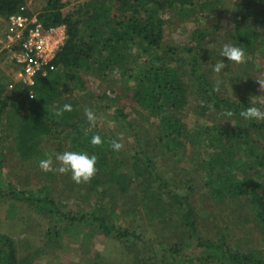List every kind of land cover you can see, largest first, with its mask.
<instances>
[{
    "label": "rangeland",
    "instance_id": "rangeland-1",
    "mask_svg": "<svg viewBox=\"0 0 264 264\" xmlns=\"http://www.w3.org/2000/svg\"><path fill=\"white\" fill-rule=\"evenodd\" d=\"M45 1L25 0L24 5L31 13L39 14ZM84 1L89 0H63L64 11L75 12ZM158 2L148 6L158 9L163 21L160 50L170 48L174 51V58L178 62L172 65L178 71L182 86L181 106H175L173 110V115L182 126L178 136L180 143L170 150L175 155L170 156L169 150H161L158 145L156 148L160 134L157 116L133 97V86L140 75L138 70L127 82L116 71L102 80L86 73L83 75V87H76L71 92L69 89V93H63L59 100L64 97L78 102L82 114H85L86 108L91 110L96 119L89 122V126L95 125L99 134L106 138L113 137L122 144L117 151L120 173L130 174L132 170L134 174L133 162L136 160L132 155L140 152L143 149L141 146L149 149L152 158L148 162L149 170L154 174L152 177L155 176L154 171L163 176V188L159 186V177L156 176L153 178L155 183L151 185L152 190L149 189L143 195L145 200L140 204H131L134 202L132 198L128 204L122 200L110 202L106 198L105 220L117 231L112 230L110 235H105L97 232L96 228L82 224L67 229L60 236L59 243L51 247L45 246L44 237V231L50 224L49 216L29 208L28 203L23 201H0V232L14 238L21 258L30 251L35 252L27 264H212L196 260L202 251L199 240L216 241L221 237L231 250L237 249L247 254L251 251L264 259V231L256 218L255 204L252 202L253 196H264V167H259L254 160L259 152L257 148L264 144V139L257 134L262 130L258 128L262 121L246 120L241 115L237 120L231 111L223 110L221 103L239 101L244 104L246 99L264 109V49H242L231 39L234 28L240 26L241 17L247 22L255 20L253 30L259 31L264 27V0H219L211 2L204 10L200 9L204 0H197L196 4L192 3V10L187 8L184 11L168 6L165 0ZM4 21L0 17V39ZM196 29L200 31L197 34L194 32ZM226 44L244 51L242 62L228 61L226 57L220 56ZM148 58L144 54L139 59L147 68L156 64ZM12 59L13 52L0 42V79L5 85L3 96L6 98L13 94V85L18 82ZM220 60L224 62L225 68L219 73L214 72L213 65ZM165 62L167 60L162 59L160 64ZM103 92L111 100L117 95L118 100L101 102L98 97ZM22 94L26 96L25 91ZM21 97L26 103L31 100ZM54 100L58 103V100ZM118 107L127 116L123 120L124 126L113 119ZM215 128L226 133H223L217 149L209 144L210 134ZM54 135L52 131L41 138L38 144L39 157L27 163L20 164L15 154L7 149L10 160L3 170V177H10L16 184L18 180L29 181L25 186L19 184L28 190L48 185L52 189L51 199L63 213L72 211L78 214L76 209L80 206L88 212L92 209L91 197L88 199L86 196L82 200L83 195H70L72 191L63 183L65 176L71 182L70 173L59 172L60 162L56 160V155L68 150L69 144L63 140L64 143L59 147ZM242 137L248 141L244 142ZM8 144L6 142L4 146L8 147ZM246 148H251L249 154ZM216 151H222L223 165L215 163ZM48 158H51L50 172L53 176L40 167L39 162ZM203 159H208V170L220 172L213 185L208 182L201 166H197V162ZM228 170L234 171L235 179L250 182L246 184L247 194H234L232 181L224 177ZM28 174L29 178L26 177ZM128 184L129 191L138 201L140 195L135 190L136 183ZM176 193L187 196V199L178 204L175 198L171 200L168 197ZM164 202L172 204L166 205ZM188 206L190 215L184 220L182 214L184 209L186 213ZM9 208L11 222L7 218L6 210ZM187 220L195 223L196 230H189ZM60 223L64 225V222ZM61 224L57 228L63 232ZM122 233L124 235L120 237L118 234Z\"/></svg>",
    "mask_w": 264,
    "mask_h": 264
},
{
    "label": "trees",
    "instance_id": "trees-1",
    "mask_svg": "<svg viewBox=\"0 0 264 264\" xmlns=\"http://www.w3.org/2000/svg\"><path fill=\"white\" fill-rule=\"evenodd\" d=\"M196 1L165 0L168 6L183 11L187 8L191 9L192 3L196 4ZM214 1L219 0H204L200 4V9H206ZM24 3L25 0H0V17L6 20ZM152 3L158 4L159 2L158 0H89L80 3L75 12L66 13L63 0H46L41 12L37 14L38 20L45 29L62 25L66 34L63 46L54 57V69L49 71L46 76L37 75L34 84L29 88L24 87L19 81L16 82L13 85L14 92L8 98L3 96L5 85L0 79V201L6 203H11L14 200L23 201L28 203L29 208L37 209L42 215L49 216L50 224L44 231L45 246L57 245L60 236L67 229L70 230L72 227H79L82 224L96 228L99 233L110 235L111 231H117V228L109 225V222L105 220L107 211L104 202L106 198L110 199V202L116 203L117 200H122L126 204L132 198L134 202L131 204H140L145 200L143 195H146L150 191L152 183H155L153 178L156 176L159 177V186L163 188V176L154 171L155 176L152 177L154 174L151 169L149 170L148 162L152 159L149 149H144L141 146L143 149L132 155V158L136 160L133 162L134 174L132 170L130 174L120 173V162L117 160L118 152L112 150L110 143L115 139L99 134L95 125L89 126V120L85 114H82L83 111L78 107V102L70 101L64 97L59 100L62 94L68 92L69 89L71 92L76 87H83V75L86 73L102 80L116 71L127 82L138 70L140 75L133 86V97L141 106L157 116L160 134L157 138L156 148L158 145L161 150H169L170 156L175 155L170 153V150L180 143L178 136L182 132V126L173 115V110L181 106L179 103L182 102L180 97L182 86L178 71L172 65L178 62L174 58V51H171L170 48L160 50L163 39L161 30L163 21L158 9L148 6ZM26 13L30 14L31 12L26 9ZM254 21L247 22L241 17L240 26H236L231 35L236 46L250 51L255 47L264 49V27L259 31L253 30ZM262 21L264 22V18ZM4 29L5 23L1 31V38L4 35ZM194 32L197 34L200 31L196 29ZM15 47L14 45L12 48ZM144 54L149 57L150 61L156 62L153 64L156 66L144 67L139 61ZM162 59L167 62L160 64ZM12 61L15 71H17L18 64L14 59ZM29 89L33 91V99L26 103L21 96L26 98ZM24 91L26 96L22 94ZM54 99L58 100V103H55ZM98 99L101 102L111 100L104 92ZM117 100L118 96L116 95L111 101L116 102ZM241 101H245L244 104L239 101L221 102L222 108L231 111L234 118L239 120L242 109L254 106L246 99ZM65 104L71 105V110L61 111V114L57 115V111L62 110ZM121 109L119 107L115 109L113 119L123 125V120L127 116ZM261 121L258 128H262V130L257 134L264 139V120ZM52 131L55 134L54 139H58L59 147L64 143L63 140H67L69 149L66 151L86 152L97 158V171L90 181L77 184L72 179L69 182L68 176H65L63 182L66 188L72 191L70 195H83L82 200L86 199V196L88 199L91 197L92 209L88 212L81 206L80 208L77 206L78 214H73L72 211L63 213L51 199L52 189L48 185H43L37 190H28L19 184L26 185L29 181L18 180L16 184L10 180V177H3L5 173L3 170L10 160L8 150L15 154V158L19 160L20 164L36 160L40 154L38 144L41 138ZM223 133L225 132L215 128V131L210 134L209 144L217 149ZM93 135L101 137L100 145L90 143ZM214 140L215 142H213ZM242 140L248 141L246 137H242ZM6 142L9 143L8 147L4 146ZM250 149L246 148L247 154L251 152ZM257 149L259 152L254 157L255 164L264 167V144L259 145ZM223 157L222 151H216L215 163L223 165ZM137 164H140L141 167ZM208 165V159L197 162V166H201L205 176L208 177V182L213 185L217 182L220 172L208 170ZM232 172L228 170L224 177L226 180L232 181L234 194H247L246 186L250 182H244L239 178L235 179L234 171ZM49 174L53 176L50 171ZM26 177L29 178L30 174ZM130 182L136 183L135 190L139 191L140 195L138 201L128 189ZM165 193L168 194V192ZM218 194L222 195V193ZM39 195L42 196L39 198ZM115 196L117 199L113 198ZM168 197L171 200L175 198L178 204H182V200L187 199V196H181L180 193ZM61 202H64V199H61ZM252 202L255 204L256 218L264 231V196H253ZM60 204L63 205V203ZM164 204L171 205L172 203L164 202ZM9 210L10 208L6 210L7 218L11 222L12 217ZM189 210H191L189 206L186 213L184 209L182 214L184 220L186 216L190 215ZM187 221L189 230H196L195 223L192 220ZM60 222H64V225ZM60 224L63 226V232L57 228V225ZM118 235L122 237L124 234ZM222 238L216 241H202L199 238L202 251L196 260L209 261L212 264H264V259L251 251L247 254L241 250H231ZM34 253L30 251L21 258L18 253V243L14 238L0 232V264H27V261L30 262V256L34 257Z\"/></svg>",
    "mask_w": 264,
    "mask_h": 264
},
{
    "label": "built area",
    "instance_id": "built-area-1",
    "mask_svg": "<svg viewBox=\"0 0 264 264\" xmlns=\"http://www.w3.org/2000/svg\"><path fill=\"white\" fill-rule=\"evenodd\" d=\"M26 9L22 5L6 18L0 42L13 52V59L18 64L17 81L29 88L37 75L46 76L54 69V57L63 46L66 34L61 25L45 29L37 14H28ZM27 93V97L32 99L33 91L29 89Z\"/></svg>",
    "mask_w": 264,
    "mask_h": 264
},
{
    "label": "clouds",
    "instance_id": "clouds-1",
    "mask_svg": "<svg viewBox=\"0 0 264 264\" xmlns=\"http://www.w3.org/2000/svg\"><path fill=\"white\" fill-rule=\"evenodd\" d=\"M220 56L226 57L228 61L242 62L244 59V51L239 47H235L229 44L224 45ZM225 68V64L222 60L213 65V71L219 73ZM71 105H63L62 110L57 111V115L61 114V111H70ZM85 115L89 122H93L96 117L93 112L89 109H85ZM231 115V113H227ZM240 115L246 120H264V109L257 106H249ZM92 145H100L102 143L101 137L99 135H93L90 139ZM111 148L114 151H119L122 144L117 140H112ZM96 156L90 155L86 152H76V151H65L61 154L56 155V160L60 162L59 172L70 173V178L77 184L87 183L92 179L96 173ZM40 167L43 171H51L50 168L51 158L41 160Z\"/></svg>",
    "mask_w": 264,
    "mask_h": 264
}]
</instances>
